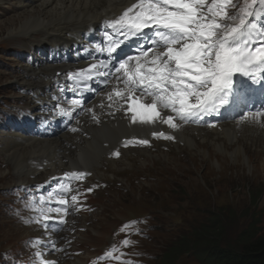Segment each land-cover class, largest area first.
Masks as SVG:
<instances>
[{
	"label": "snow or ice",
	"instance_id": "snow-or-ice-1",
	"mask_svg": "<svg viewBox=\"0 0 264 264\" xmlns=\"http://www.w3.org/2000/svg\"><path fill=\"white\" fill-rule=\"evenodd\" d=\"M261 12H264V0H244L243 4L241 0H138L109 24L125 39L135 37L142 41L138 54L120 59L116 66L112 63V53L122 41H112L107 48L108 60L81 70L77 78L92 80L93 72L97 77L114 76L117 86L107 93L110 101L107 106L111 108L115 104L117 110L130 114L132 124L162 123L176 129L180 126L177 121L189 123L218 115L220 109L229 104L230 96L244 87L239 77H248L253 83L264 81V26L258 27L255 23ZM146 30L152 34L147 35ZM100 68L107 70L100 71ZM237 74L239 88L233 83ZM261 86L264 87V83ZM71 105L74 110L81 106V101L72 99ZM60 112L71 115L63 108ZM242 119L264 121V110ZM152 135L174 139L163 131H154ZM128 144L148 145L149 140H129L126 146ZM85 175L66 172L64 179L82 180ZM60 190L71 192L67 183H62ZM53 198L49 193L48 199ZM71 200L76 201L77 197L72 195ZM45 203L41 196L40 204ZM56 203L59 206L55 208L36 209L44 222L53 218L50 214L58 216L59 223L66 222L68 201L60 195ZM35 255L40 258L39 264H56L45 259L41 251Z\"/></svg>",
	"mask_w": 264,
	"mask_h": 264
},
{
	"label": "bare ground",
	"instance_id": "bare-ground-1",
	"mask_svg": "<svg viewBox=\"0 0 264 264\" xmlns=\"http://www.w3.org/2000/svg\"><path fill=\"white\" fill-rule=\"evenodd\" d=\"M132 1L0 0V5L16 7V16L2 26L8 39L17 36L26 38L30 49L55 46L66 48L75 43L79 35L89 27H98L101 20L114 16ZM36 32L40 35L37 36ZM62 66H52L50 63L36 66L23 64L20 72L12 76L11 81L22 93L20 99L25 101L28 111H36V101L41 96L38 92L44 91V87L50 84L54 71L60 70ZM54 78L58 77L53 76ZM57 82L60 83L61 80ZM30 92L38 94L33 97ZM115 115L99 125L81 120L83 132L87 136L58 134L56 137L43 139L26 138L17 133L1 131L0 155L19 184L38 183L49 175L59 174L69 168H86L94 172L107 162L103 155L108 154L120 138L140 130H149L152 126L132 124L126 118ZM33 129L30 132L32 135L41 132V128L34 126ZM197 130L196 133L193 130H181L177 133L178 139L186 145L184 153L190 155V161L196 158L200 162L205 161L215 154L216 162L218 160L219 163H224H220L223 165L221 170L236 168L238 171L246 166L252 169V174L260 172V165L250 167V164L255 158H264V129L261 121L239 119L221 125L220 129ZM142 152L145 157L150 156V152ZM121 157H125V154ZM166 159L169 161L168 157ZM227 159H232L231 164H225ZM39 165L43 168L40 169ZM63 264H84V261L74 256Z\"/></svg>",
	"mask_w": 264,
	"mask_h": 264
},
{
	"label": "rangeland",
	"instance_id": "rangeland-1",
	"mask_svg": "<svg viewBox=\"0 0 264 264\" xmlns=\"http://www.w3.org/2000/svg\"><path fill=\"white\" fill-rule=\"evenodd\" d=\"M15 12L16 7L12 5H0V119H4L7 110L26 104L20 99L22 93L11 81L12 76L20 72L24 62L18 60L17 56L14 57L12 52H28L30 43L28 44L27 39L20 36L8 39L7 32L2 26L16 16ZM36 35L40 34L36 32ZM24 109H28L27 105ZM1 131L0 129V133ZM168 157L172 161L155 155L148 169L144 168V171L137 169L130 186L120 180L122 185L118 187L119 190H117L115 170H119L120 167L109 161L104 173V177L113 182L111 189L104 194L118 192L116 195L123 196L121 190L125 188V192L133 195V199L129 200V204L133 206L129 207L126 213L119 212L107 204V210L112 211L114 219L119 222V219H127L134 214L147 212L151 214L153 223L159 224L158 231H151L150 237L141 241L139 245L141 252L147 255L155 254L160 245L159 241L165 234L173 236L181 233V230L187 228L184 221L197 224L204 219L202 215L207 213H211L212 219L221 221L222 233L226 236L227 243H233L234 235L246 228L252 219H260L261 222L256 225L261 229V234H264V158H255L251 161L250 167L260 165V172L252 174L250 172L252 169L246 166L243 170L238 169L239 172L236 168L221 170L224 163L220 161L222 163L220 164L218 160L216 162L215 154L214 157L201 162L197 158L190 161L185 156L173 153ZM231 160L227 159L225 164H231ZM4 162L5 159L0 155V250L7 251L20 248L18 245L20 239L17 236L22 235V232L11 221L2 220L8 219L3 215L6 191L16 183ZM253 199L256 200L254 204H252ZM139 203L144 205L138 206ZM178 220L180 224L176 223ZM111 226L112 224H107L103 229H109ZM100 239L107 241L108 233L100 235ZM78 257L84 261L82 256ZM183 264L194 263L185 261Z\"/></svg>",
	"mask_w": 264,
	"mask_h": 264
},
{
	"label": "trees",
	"instance_id": "trees-1",
	"mask_svg": "<svg viewBox=\"0 0 264 264\" xmlns=\"http://www.w3.org/2000/svg\"><path fill=\"white\" fill-rule=\"evenodd\" d=\"M255 202L253 199L252 204ZM259 222L260 219H252L234 235L233 243H227L221 221H216L187 239L173 241L161 264H173L178 257L188 254L197 264H264V234L256 225Z\"/></svg>",
	"mask_w": 264,
	"mask_h": 264
}]
</instances>
